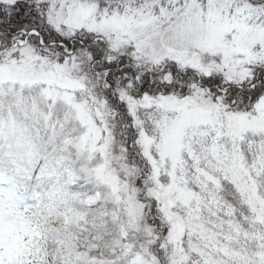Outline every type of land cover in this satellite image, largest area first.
<instances>
[{
  "label": "snow or ice",
  "instance_id": "snow-or-ice-1",
  "mask_svg": "<svg viewBox=\"0 0 264 264\" xmlns=\"http://www.w3.org/2000/svg\"><path fill=\"white\" fill-rule=\"evenodd\" d=\"M0 264H264V0H0Z\"/></svg>",
  "mask_w": 264,
  "mask_h": 264
},
{
  "label": "rangeland",
  "instance_id": "rangeland-1",
  "mask_svg": "<svg viewBox=\"0 0 264 264\" xmlns=\"http://www.w3.org/2000/svg\"><path fill=\"white\" fill-rule=\"evenodd\" d=\"M6 186H7L6 182L5 183H0V187H6Z\"/></svg>",
  "mask_w": 264,
  "mask_h": 264
}]
</instances>
